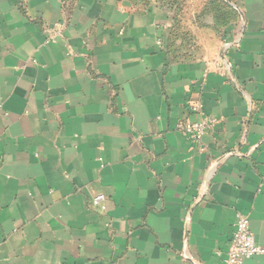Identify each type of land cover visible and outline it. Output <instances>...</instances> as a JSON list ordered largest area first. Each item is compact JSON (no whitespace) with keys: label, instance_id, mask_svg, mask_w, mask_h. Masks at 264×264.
I'll return each instance as SVG.
<instances>
[{"label":"crops","instance_id":"1","mask_svg":"<svg viewBox=\"0 0 264 264\" xmlns=\"http://www.w3.org/2000/svg\"><path fill=\"white\" fill-rule=\"evenodd\" d=\"M182 6L0 0V264H225L239 213L264 247V0H189L190 46Z\"/></svg>","mask_w":264,"mask_h":264},{"label":"built area","instance_id":"2","mask_svg":"<svg viewBox=\"0 0 264 264\" xmlns=\"http://www.w3.org/2000/svg\"><path fill=\"white\" fill-rule=\"evenodd\" d=\"M191 109L199 117L193 121H182L178 129L187 135L195 144H200L204 136L217 123V117L208 115L203 105L193 104ZM107 197L98 193L93 197V204L101 209H106ZM199 198L197 201H201ZM264 254V247L260 245L251 229L250 218L243 214L237 215L235 230L230 241V247L225 258V264H244L248 259Z\"/></svg>","mask_w":264,"mask_h":264},{"label":"rangeland","instance_id":"3","mask_svg":"<svg viewBox=\"0 0 264 264\" xmlns=\"http://www.w3.org/2000/svg\"><path fill=\"white\" fill-rule=\"evenodd\" d=\"M183 1H184V6L178 9V16H179L180 22H179V26L177 27L175 31V37H176V40L180 42V40L177 38V34H179L180 39H182V42L187 43V45L190 46L193 44V41L191 40L190 33L188 31L191 29V27L187 25V23H188V19L190 18L192 14L188 12L189 9L187 8L189 0H183ZM190 1H194V0H190ZM180 3L182 4V1H180Z\"/></svg>","mask_w":264,"mask_h":264}]
</instances>
